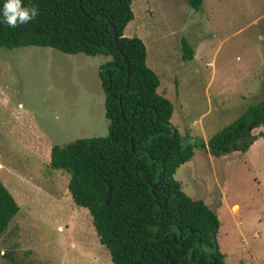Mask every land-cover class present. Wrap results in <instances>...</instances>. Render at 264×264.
Listing matches in <instances>:
<instances>
[{
    "label": "rangeland",
    "instance_id": "obj_1",
    "mask_svg": "<svg viewBox=\"0 0 264 264\" xmlns=\"http://www.w3.org/2000/svg\"><path fill=\"white\" fill-rule=\"evenodd\" d=\"M132 10L124 35L143 41L185 142L207 143L264 97V0H203L198 11L186 0H132ZM182 39L193 60H182ZM108 59L0 46V180L20 206L0 264H114L69 175L50 168L54 145L108 134L98 75ZM174 177L218 216L226 264H264V137L220 157L196 147Z\"/></svg>",
    "mask_w": 264,
    "mask_h": 264
},
{
    "label": "trees",
    "instance_id": "obj_2",
    "mask_svg": "<svg viewBox=\"0 0 264 264\" xmlns=\"http://www.w3.org/2000/svg\"><path fill=\"white\" fill-rule=\"evenodd\" d=\"M198 11L203 0H186ZM4 0H0L2 8ZM37 17L9 27L0 22V46L52 47L68 54L109 57L99 67L105 93L108 134L80 138L51 150L50 168L69 175L68 190L86 208L99 242L114 264H226L217 232L219 219L203 201L194 200L174 177L196 147L214 157L245 153L261 137L264 97L217 131L207 143L185 142L172 125L173 103L158 92L159 76L146 62L143 41L124 35L134 19L132 0H21ZM118 45L130 69L116 51ZM182 60L194 49L182 39ZM151 184L156 188H152ZM169 193L167 209L164 200ZM20 206L0 180V237ZM195 230L191 232V230ZM200 240V244H199Z\"/></svg>",
    "mask_w": 264,
    "mask_h": 264
},
{
    "label": "clouds",
    "instance_id": "obj_3",
    "mask_svg": "<svg viewBox=\"0 0 264 264\" xmlns=\"http://www.w3.org/2000/svg\"><path fill=\"white\" fill-rule=\"evenodd\" d=\"M37 15L36 7H23L21 0H4L3 6L0 8V22L12 28L34 20Z\"/></svg>",
    "mask_w": 264,
    "mask_h": 264
},
{
    "label": "water",
    "instance_id": "obj_4",
    "mask_svg": "<svg viewBox=\"0 0 264 264\" xmlns=\"http://www.w3.org/2000/svg\"><path fill=\"white\" fill-rule=\"evenodd\" d=\"M81 3V0H79V5ZM111 30H112V33L114 35V41H115V50L120 52L122 54V51L118 45V36H117V32H116V29L115 27L111 24ZM122 57L127 65V79H126V83H125V89L128 87V84H129V79H130V69H129V64H128V60L126 59V57L122 54ZM151 187L152 188H156L155 185L151 184ZM163 193L166 195V198L164 200V210L166 211L167 209V202H168V199H169V193L166 192V191H163ZM195 230H191V232H194ZM199 244H200V240H199ZM214 264H215V258H214Z\"/></svg>",
    "mask_w": 264,
    "mask_h": 264
}]
</instances>
